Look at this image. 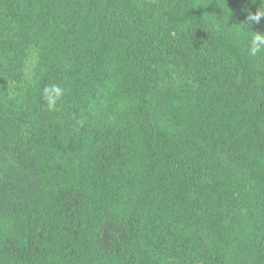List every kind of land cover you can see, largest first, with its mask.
<instances>
[{
  "label": "trees",
  "instance_id": "obj_1",
  "mask_svg": "<svg viewBox=\"0 0 264 264\" xmlns=\"http://www.w3.org/2000/svg\"><path fill=\"white\" fill-rule=\"evenodd\" d=\"M259 7L0 0V264H264Z\"/></svg>",
  "mask_w": 264,
  "mask_h": 264
},
{
  "label": "clouds",
  "instance_id": "obj_2",
  "mask_svg": "<svg viewBox=\"0 0 264 264\" xmlns=\"http://www.w3.org/2000/svg\"><path fill=\"white\" fill-rule=\"evenodd\" d=\"M264 0H261V4ZM264 17V8L259 7V10L250 15L249 20L259 22L261 18ZM249 41V55L255 57L259 53L264 52V33L254 32ZM47 106L49 109H54L57 101L63 95V90L59 86H50L45 89Z\"/></svg>",
  "mask_w": 264,
  "mask_h": 264
}]
</instances>
